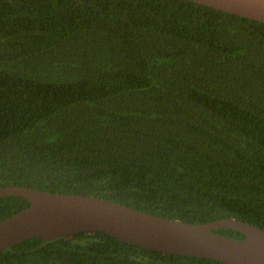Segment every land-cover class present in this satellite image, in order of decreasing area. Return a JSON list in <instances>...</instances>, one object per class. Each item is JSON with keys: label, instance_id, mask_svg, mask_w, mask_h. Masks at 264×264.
<instances>
[{"label": "trees", "instance_id": "1", "mask_svg": "<svg viewBox=\"0 0 264 264\" xmlns=\"http://www.w3.org/2000/svg\"><path fill=\"white\" fill-rule=\"evenodd\" d=\"M12 185L264 229V23L189 0H0ZM29 206L0 198V221ZM0 264L226 263L82 232L25 240Z\"/></svg>", "mask_w": 264, "mask_h": 264}, {"label": "water", "instance_id": "2", "mask_svg": "<svg viewBox=\"0 0 264 264\" xmlns=\"http://www.w3.org/2000/svg\"><path fill=\"white\" fill-rule=\"evenodd\" d=\"M264 23V0H189ZM20 196L30 206L0 221V252L32 238L45 241L102 232L142 248L207 258L226 264H264V229L235 218L203 224L170 220L96 196L12 185L0 198ZM232 229L245 238L216 230Z\"/></svg>", "mask_w": 264, "mask_h": 264}]
</instances>
